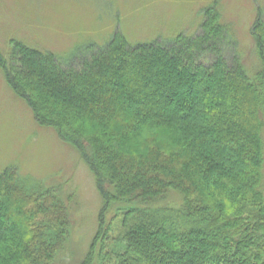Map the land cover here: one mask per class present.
Wrapping results in <instances>:
<instances>
[{"label": "trees", "instance_id": "obj_1", "mask_svg": "<svg viewBox=\"0 0 264 264\" xmlns=\"http://www.w3.org/2000/svg\"><path fill=\"white\" fill-rule=\"evenodd\" d=\"M227 33L213 5L197 34L171 41L130 44L117 31L67 62L21 42L0 52L13 94L93 174L97 228L76 264H264L261 11L254 70L239 53L226 65ZM203 56L212 71L198 76ZM121 211L120 234L107 237ZM69 215L54 187L1 171L0 264H67Z\"/></svg>", "mask_w": 264, "mask_h": 264}, {"label": "rangeland", "instance_id": "obj_2", "mask_svg": "<svg viewBox=\"0 0 264 264\" xmlns=\"http://www.w3.org/2000/svg\"><path fill=\"white\" fill-rule=\"evenodd\" d=\"M213 5L228 32L226 65L232 54L239 53L247 68L254 70L257 62L250 28L258 11L264 19V0H0V52L6 55L13 41L21 42L67 62L88 45L103 47L117 31L130 44L171 41L180 33L197 34L204 10ZM210 64L201 57L197 75L211 72ZM224 68L218 66L215 71ZM6 168L54 187L66 199L70 234L60 259L76 264L97 228L101 198L93 174L72 146L63 143L53 129L35 122L0 71V172ZM122 212L108 216L107 237L120 234L126 221ZM105 230L106 225L102 233Z\"/></svg>", "mask_w": 264, "mask_h": 264}]
</instances>
